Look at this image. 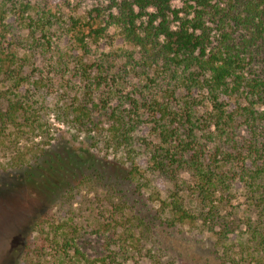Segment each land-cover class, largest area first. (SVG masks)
Listing matches in <instances>:
<instances>
[{
  "label": "trees",
  "instance_id": "16d2710c",
  "mask_svg": "<svg viewBox=\"0 0 264 264\" xmlns=\"http://www.w3.org/2000/svg\"><path fill=\"white\" fill-rule=\"evenodd\" d=\"M105 1V11L139 44L148 40L159 52L163 69L173 71V82L167 88L159 84L149 96H119L114 105L116 85L99 76L88 91L76 89L72 96L55 91V104L47 107L50 85L27 73V35L22 29L14 39L0 31V150L5 154L0 172L19 169L34 176L45 168L49 147H29L27 141L29 135L47 136L44 120L50 108L59 122L95 132L91 144L96 148L121 154L126 180L139 195L150 188L143 171L175 183L169 200L151 197L153 205L159 204L154 220L211 233L223 247L225 264H264V0ZM22 12L27 20V7ZM14 15L8 3L0 6L6 31ZM73 28L72 37L86 47L85 37ZM102 83L108 88L99 95L91 85ZM201 103L205 110L198 114ZM96 115L104 116L108 126L97 129ZM146 121L150 140L135 136ZM57 173L60 194L37 217L36 240L27 244L21 264H187L161 247L149 220L130 205L120 176L95 162L60 166ZM184 173L191 180H182ZM233 183L243 185L245 211L259 220L245 216L246 228L240 231L245 237L225 244L221 241L240 225L235 217L226 219ZM90 194L100 198L94 208L84 202ZM88 234L104 237L102 255L90 257L82 250L79 240Z\"/></svg>",
  "mask_w": 264,
  "mask_h": 264
},
{
  "label": "rangeland",
  "instance_id": "374dc122",
  "mask_svg": "<svg viewBox=\"0 0 264 264\" xmlns=\"http://www.w3.org/2000/svg\"><path fill=\"white\" fill-rule=\"evenodd\" d=\"M4 3H8L16 15L10 19L8 31L1 25L0 31L14 39L22 35V29L23 37L27 35V73H34L35 77L50 85L53 92L51 98L46 100L47 107L55 104V91H67L71 96L77 94L76 89L86 87L88 91L87 85L91 84L94 77L105 76L107 83L116 85L118 92L113 96L114 105L119 104V96H149L157 93L159 84L167 88L166 83L171 81L173 71L163 69L164 60L157 54L159 52L153 50L148 40L139 44L125 25L105 11L108 8L105 0H0V6ZM25 7L27 20L22 16ZM76 21L78 23L74 24ZM72 28L76 35L85 37L86 47L80 48L82 44L72 37ZM99 29H102L101 33L95 32ZM138 33L143 32L138 30ZM48 39L50 44L46 42ZM155 79H158V84H153ZM64 85H68L69 89L65 90ZM91 86L99 95L108 88L104 83ZM203 105L201 103L198 107V114L204 112ZM45 112L47 136L33 138V135H29L27 141L29 147L34 143L39 147H49L48 155L44 158L47 160L45 168L37 171L34 176L26 175L19 169L0 172V264H21L27 244L36 240L34 225L37 217L42 211L52 208L60 194L59 183L62 180L57 169L60 166L66 169L85 167L94 162L97 168L105 166L110 174L121 177L133 210L146 216L153 227L155 238L168 254L187 264H225L221 258L223 247L217 244L211 233L199 235L192 226L171 227L161 220L153 219L159 204L153 205L151 197L169 200L175 189L174 182L161 174L143 171L150 188L139 195L135 184L126 180L127 168L120 163L121 154L102 150V145L96 148L91 144V135L95 132L59 122L50 108ZM94 118L97 129L108 126L104 116L96 115ZM135 136L150 140L153 137L151 123L146 121L141 125ZM4 156L0 150V161ZM181 179L186 182L191 180L188 173L182 174ZM217 195L220 197L219 193ZM83 196L79 198L80 201H83ZM229 196L231 207L227 205L226 219L229 221L235 217L240 220V225L234 235L228 234L227 240L221 241L225 244L238 243L245 237L240 233L244 232L245 216L250 214L254 220H259L255 212L245 211L248 207L247 195L242 184L233 183ZM84 202L93 205V208L98 202L101 203L95 194L86 195ZM217 229L222 230L220 226ZM79 244L90 257L104 253L105 239L102 236L85 235Z\"/></svg>",
  "mask_w": 264,
  "mask_h": 264
}]
</instances>
